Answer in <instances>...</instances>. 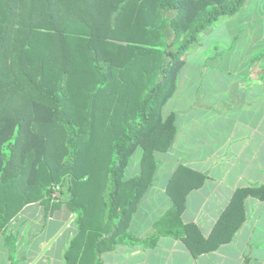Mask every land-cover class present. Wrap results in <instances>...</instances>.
<instances>
[{"label": "trees", "instance_id": "trees-1", "mask_svg": "<svg viewBox=\"0 0 264 264\" xmlns=\"http://www.w3.org/2000/svg\"><path fill=\"white\" fill-rule=\"evenodd\" d=\"M244 1L0 0V232L26 204L58 200L78 220L65 264H97L101 242L116 244L150 185L155 154L173 142L174 116L162 109L184 54ZM137 149L139 173L124 179ZM202 181L177 167L157 231L183 237L192 252L227 243L245 199L264 201L263 179L234 190L206 238L193 224L164 228Z\"/></svg>", "mask_w": 264, "mask_h": 264}, {"label": "crops", "instance_id": "crops-1", "mask_svg": "<svg viewBox=\"0 0 264 264\" xmlns=\"http://www.w3.org/2000/svg\"><path fill=\"white\" fill-rule=\"evenodd\" d=\"M162 114L174 116L173 142L155 154L150 185L116 244L109 248L110 240L101 242L97 264H264V201L246 198L245 220L227 243L211 251L192 245V252L183 237L157 232L172 206L167 188L179 165L200 173L203 181L187 194L179 222L164 228L179 231L193 224L203 238L236 188L264 179V0H245L190 44ZM131 165L124 179L139 173V162ZM77 232L76 212L58 200L28 203L0 232L14 252L4 264H65ZM81 247L80 241L73 258Z\"/></svg>", "mask_w": 264, "mask_h": 264}, {"label": "rangeland", "instance_id": "rangeland-1", "mask_svg": "<svg viewBox=\"0 0 264 264\" xmlns=\"http://www.w3.org/2000/svg\"><path fill=\"white\" fill-rule=\"evenodd\" d=\"M166 13H165L166 16H169L168 12H166ZM139 158H140V150L137 149L131 155L129 163L130 164L132 163V165L130 167H133L134 165L135 166L138 165ZM128 172H129V169H128ZM3 239H5V238H3ZM8 255L10 256V259L13 260L14 252L12 250L11 244L5 243L3 240H0V264H2V263L4 264L5 257L8 256Z\"/></svg>", "mask_w": 264, "mask_h": 264}]
</instances>
